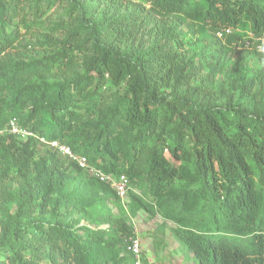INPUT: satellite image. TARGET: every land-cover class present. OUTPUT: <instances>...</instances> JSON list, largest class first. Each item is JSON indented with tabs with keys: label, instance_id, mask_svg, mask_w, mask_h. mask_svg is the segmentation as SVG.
Returning a JSON list of instances; mask_svg holds the SVG:
<instances>
[{
	"label": "trees",
	"instance_id": "16d2710c",
	"mask_svg": "<svg viewBox=\"0 0 264 264\" xmlns=\"http://www.w3.org/2000/svg\"><path fill=\"white\" fill-rule=\"evenodd\" d=\"M263 35L264 0H0V264L130 260L111 182L41 138L125 175L132 213L172 221L194 264H264Z\"/></svg>",
	"mask_w": 264,
	"mask_h": 264
},
{
	"label": "rangeland",
	"instance_id": "374dc122",
	"mask_svg": "<svg viewBox=\"0 0 264 264\" xmlns=\"http://www.w3.org/2000/svg\"><path fill=\"white\" fill-rule=\"evenodd\" d=\"M184 48L182 51L187 56L195 55L199 47L204 45L202 35L195 27H184ZM217 38L223 39L220 33H217ZM248 42V40H246ZM223 40H219L218 45L223 44ZM249 43V42H248ZM246 44L245 47L240 46L236 53L227 51L221 52L223 60H225L224 70H217V80H224L226 84L231 82L232 78L237 77V71L245 69L247 61L250 65L255 62V53L257 45L254 43ZM258 50V49H257ZM239 51H241L239 53ZM211 67L206 64L201 72L202 77L210 73ZM226 71H228L226 73ZM212 75V74H211ZM7 132L6 124L0 127ZM1 200V199H0ZM125 200L122 207L112 205L113 212L116 215H123V217L133 225L135 235L139 236L142 240V248L145 256L146 264H194L188 256L186 248L175 236L176 225L166 220L160 213L155 211H146L143 209L135 213L129 208L128 202Z\"/></svg>",
	"mask_w": 264,
	"mask_h": 264
},
{
	"label": "built area",
	"instance_id": "2783aa9c",
	"mask_svg": "<svg viewBox=\"0 0 264 264\" xmlns=\"http://www.w3.org/2000/svg\"><path fill=\"white\" fill-rule=\"evenodd\" d=\"M259 40H261L262 43L258 44V49L264 52V35L261 36ZM7 127L9 131L12 132L13 134L20 135L21 137L24 138L32 134L28 130L22 128L19 125V122L17 121L16 118L11 119ZM41 140L51 145V147L57 149L64 157H67L70 160L77 162L81 167L88 169L89 172L93 174L95 177L101 180L110 181L112 186L117 191L120 198L122 199V201L125 202V200H127L129 185H128V179L125 175H121L119 178H114L112 176H109L100 169H97L95 167H90L87 157L76 154L69 146L63 144L59 140L54 139L49 141L45 138H41ZM126 243L127 244H126L125 252L130 255V260L126 261V263L124 264H146L145 256L142 248V240L140 239V237L137 235H132L127 239Z\"/></svg>",
	"mask_w": 264,
	"mask_h": 264
}]
</instances>
